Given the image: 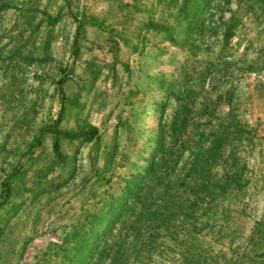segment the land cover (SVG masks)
Instances as JSON below:
<instances>
[{
  "label": "rangeland",
  "instance_id": "rangeland-1",
  "mask_svg": "<svg viewBox=\"0 0 264 264\" xmlns=\"http://www.w3.org/2000/svg\"><path fill=\"white\" fill-rule=\"evenodd\" d=\"M263 216L264 0H0V264H256Z\"/></svg>",
  "mask_w": 264,
  "mask_h": 264
},
{
  "label": "trees",
  "instance_id": "trees-1",
  "mask_svg": "<svg viewBox=\"0 0 264 264\" xmlns=\"http://www.w3.org/2000/svg\"><path fill=\"white\" fill-rule=\"evenodd\" d=\"M75 44V41H74ZM87 134L84 136L85 140H91L97 133L96 128H89V130H87ZM182 147L184 146L183 144H180ZM218 152V148H217V143L216 142H212L209 146H207L206 148L202 149L201 151H199V154L203 157V160L205 159H211L215 157V154ZM212 160V159H211ZM169 165H166L167 168H172L175 166V162L174 160H169ZM165 165V164H164ZM168 175V173L163 170V173H160L156 175V177H160L159 179H162L163 176ZM15 176V174H9L7 176V178L3 181L2 187L4 189V195L5 197H7L10 194V180ZM125 192H124V198L126 196L132 195L135 192L134 186L132 185H127L124 188ZM108 212L113 213L117 207V204L113 203V202H108ZM145 206L146 204H143V208L145 210ZM144 215V214H143ZM148 216H150V214H148ZM110 222V221H109ZM256 228H259L262 230V237L261 240L264 241V216L262 217V219L257 223ZM104 230V228L102 229ZM96 232H98L96 230ZM259 249V250H258ZM254 256L257 259V263L256 264H264V245H259L257 250H253Z\"/></svg>",
  "mask_w": 264,
  "mask_h": 264
}]
</instances>
